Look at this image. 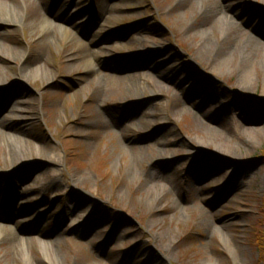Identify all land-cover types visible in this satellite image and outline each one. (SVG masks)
I'll return each mask as SVG.
<instances>
[{
    "label": "rangeland",
    "instance_id": "obj_1",
    "mask_svg": "<svg viewBox=\"0 0 264 264\" xmlns=\"http://www.w3.org/2000/svg\"><path fill=\"white\" fill-rule=\"evenodd\" d=\"M0 3V264H264V0Z\"/></svg>",
    "mask_w": 264,
    "mask_h": 264
},
{
    "label": "bare ground",
    "instance_id": "obj_2",
    "mask_svg": "<svg viewBox=\"0 0 264 264\" xmlns=\"http://www.w3.org/2000/svg\"><path fill=\"white\" fill-rule=\"evenodd\" d=\"M222 5H217L214 8L213 12L209 13V16L211 17H215L216 20L214 23H217L219 28L221 30H223V32L225 33V35L228 34V32L230 30H232L233 28L237 27L235 21L233 20V18L231 17V13L228 10V5L226 3H221ZM209 10H205L202 14L205 15L208 14ZM19 13V11H16ZM0 14L2 15L3 18H5L4 20L0 18V23H8V19L12 17V7H5L3 3H0ZM18 16H23V15H18ZM12 22V21H11ZM15 25H21V22L19 20H16ZM39 24V22H38ZM53 28V24L50 21H46L44 19L41 20L39 26L37 27V29L41 32V35H45V38L47 40V38H50L48 36V30ZM59 35L61 36L65 41H69L72 39V35L70 33V31H68L66 28L63 27H59L56 26V34L55 35ZM198 36H202L204 34V30L199 31ZM221 39V38H220ZM50 40V39H48ZM224 42V40H223ZM205 43H208V41L206 40ZM221 43V41H220ZM234 46L232 45V47L227 48L226 50H223L222 48V43L221 46L217 45V48L211 49V52L213 53V59H215V57L217 58V56L219 57V59H221V61H225V59L227 58H231V56L235 53L237 54H246L248 53L250 50L253 49H257L260 47V45L264 46V44L257 40L256 38L252 37V36H247L245 40H233ZM80 44V43H79ZM206 45V44H205ZM248 56V55H246ZM221 64V63H220ZM85 67L88 68L90 67V63H86ZM40 72V67L36 66L33 69L28 68L27 70H25L24 72V76H26L27 78H33V77H38ZM8 103V102H7ZM6 110L8 111L9 108H14V105L12 104H6L5 105ZM13 116L10 113H7V119L8 120H12ZM2 126H5L7 129L8 133H4L6 135V137H9L11 140L13 138V140H16L12 135V131H16L17 128L12 126V124L9 121H3L1 123ZM0 125V126H1ZM160 190V189H159ZM4 229L3 227H0V240L4 241V237L7 238L9 237V231H5L2 230ZM6 229V228H5ZM6 234V236H5ZM7 240V239H6ZM225 246L229 248L230 244L229 242L226 240L225 241ZM208 258V257H207Z\"/></svg>",
    "mask_w": 264,
    "mask_h": 264
},
{
    "label": "trees",
    "instance_id": "obj_3",
    "mask_svg": "<svg viewBox=\"0 0 264 264\" xmlns=\"http://www.w3.org/2000/svg\"><path fill=\"white\" fill-rule=\"evenodd\" d=\"M263 242H264V240H263L261 243H263ZM261 243H259V245H260ZM261 248H264V247H261Z\"/></svg>",
    "mask_w": 264,
    "mask_h": 264
}]
</instances>
